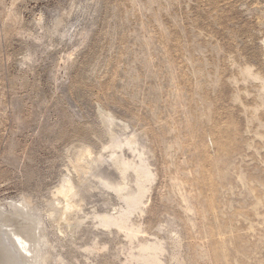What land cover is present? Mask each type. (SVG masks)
<instances>
[{"label": "rangeland", "instance_id": "374dc122", "mask_svg": "<svg viewBox=\"0 0 264 264\" xmlns=\"http://www.w3.org/2000/svg\"><path fill=\"white\" fill-rule=\"evenodd\" d=\"M98 105L154 179L130 243L95 225L117 200L88 180L78 234L45 222L54 264H139L155 241L160 264H264V0H0V201L45 207L104 141Z\"/></svg>", "mask_w": 264, "mask_h": 264}, {"label": "bare ground", "instance_id": "6f19581e", "mask_svg": "<svg viewBox=\"0 0 264 264\" xmlns=\"http://www.w3.org/2000/svg\"><path fill=\"white\" fill-rule=\"evenodd\" d=\"M58 25L59 22L55 21L51 32L58 31ZM96 118L104 137L100 148L95 151L89 145L82 144L70 152L67 159L70 169L66 168L60 174L50 190L45 207L38 208L24 195L0 201V264L61 262V254L56 251L54 239H51L45 222H49L55 237L64 232L71 236L78 234L85 217L78 216L77 212L89 191L88 180L92 178L104 191L111 190L117 200L112 212L94 214L95 225L106 230L112 226L123 230L129 243L139 231L133 227L132 219L136 213L142 212L144 197L154 179L143 150L144 145L138 142L137 135L129 130L124 121L106 108L98 105ZM109 169L114 171V178L106 173ZM137 250L134 257L129 253L130 258H135L133 261L160 264L159 255L163 250L160 243L141 242Z\"/></svg>", "mask_w": 264, "mask_h": 264}]
</instances>
